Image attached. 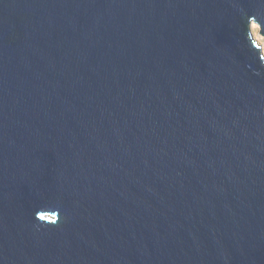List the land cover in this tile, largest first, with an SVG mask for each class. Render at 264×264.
<instances>
[{
    "label": "water",
    "instance_id": "obj_1",
    "mask_svg": "<svg viewBox=\"0 0 264 264\" xmlns=\"http://www.w3.org/2000/svg\"><path fill=\"white\" fill-rule=\"evenodd\" d=\"M264 0H0V264H264Z\"/></svg>",
    "mask_w": 264,
    "mask_h": 264
},
{
    "label": "rangeland",
    "instance_id": "obj_2",
    "mask_svg": "<svg viewBox=\"0 0 264 264\" xmlns=\"http://www.w3.org/2000/svg\"><path fill=\"white\" fill-rule=\"evenodd\" d=\"M251 31L253 33V36L259 41L261 48H262L263 57H264V36L259 34L258 24H256L254 28L251 27Z\"/></svg>",
    "mask_w": 264,
    "mask_h": 264
},
{
    "label": "bare ground",
    "instance_id": "obj_3",
    "mask_svg": "<svg viewBox=\"0 0 264 264\" xmlns=\"http://www.w3.org/2000/svg\"><path fill=\"white\" fill-rule=\"evenodd\" d=\"M255 25H256L255 22H252V23H251V27H252V28H254Z\"/></svg>",
    "mask_w": 264,
    "mask_h": 264
}]
</instances>
